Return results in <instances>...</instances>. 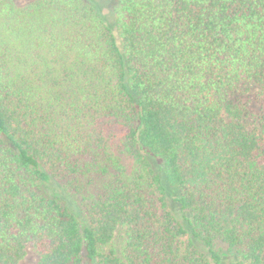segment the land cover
<instances>
[{"label": "trees", "instance_id": "obj_1", "mask_svg": "<svg viewBox=\"0 0 264 264\" xmlns=\"http://www.w3.org/2000/svg\"><path fill=\"white\" fill-rule=\"evenodd\" d=\"M111 14L0 0V264H264V0Z\"/></svg>", "mask_w": 264, "mask_h": 264}, {"label": "rangeland", "instance_id": "obj_2", "mask_svg": "<svg viewBox=\"0 0 264 264\" xmlns=\"http://www.w3.org/2000/svg\"><path fill=\"white\" fill-rule=\"evenodd\" d=\"M17 1L22 3L26 0H17ZM97 1H99L101 3L103 12L105 14H107L109 24L111 26L115 27V20L111 14L112 6H113V0H97ZM157 164H158V162H157ZM50 171L53 173V176L55 178L54 180H52V186H51L52 192L55 195H61L62 194V188L59 185L60 181L57 179V177H59L58 173H57L56 169H54V168H50ZM36 259H37V255L35 254L34 251L31 250V248H29L26 257L22 260L21 264H33L36 261Z\"/></svg>", "mask_w": 264, "mask_h": 264}]
</instances>
